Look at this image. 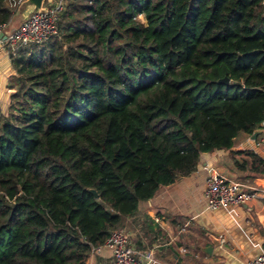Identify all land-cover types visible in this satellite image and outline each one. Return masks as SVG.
I'll use <instances>...</instances> for the list:
<instances>
[{"label":"trees","instance_id":"obj_1","mask_svg":"<svg viewBox=\"0 0 264 264\" xmlns=\"http://www.w3.org/2000/svg\"><path fill=\"white\" fill-rule=\"evenodd\" d=\"M10 60L0 264H86L148 222L141 201L264 120V0H66L57 33ZM241 153L244 178L264 177Z\"/></svg>","mask_w":264,"mask_h":264},{"label":"crops","instance_id":"obj_2","mask_svg":"<svg viewBox=\"0 0 264 264\" xmlns=\"http://www.w3.org/2000/svg\"><path fill=\"white\" fill-rule=\"evenodd\" d=\"M9 4V1H7ZM47 0H19L12 5L10 27H15ZM6 50H0V65L6 63ZM1 68V67H0ZM4 81H0V95ZM257 132L255 138L253 133ZM252 134L239 133L229 149L201 153L196 170L179 176L173 183L160 186L147 201L138 204L139 212L148 222L134 223L128 219L123 229L138 251L153 250L154 264H246L264 250V177L247 180L244 172L234 166L241 152L252 150L264 160V120ZM213 168L222 175L261 189L260 197L246 204L226 205L216 211L205 209L203 196L207 171ZM159 218V221L156 218ZM221 240L220 245H218ZM210 246V252L205 248ZM111 252L102 247L90 252L86 264H111Z\"/></svg>","mask_w":264,"mask_h":264},{"label":"built area","instance_id":"obj_3","mask_svg":"<svg viewBox=\"0 0 264 264\" xmlns=\"http://www.w3.org/2000/svg\"><path fill=\"white\" fill-rule=\"evenodd\" d=\"M11 1L12 3L9 2L11 6L19 2V0ZM65 1L47 0L46 4L32 11L15 27H10V20L0 23V50L14 52L19 46L38 44L55 35ZM261 192H263L261 189L248 187L243 182L230 179L210 168L205 177L203 190L205 209L216 211L226 205L246 204L260 197ZM156 220L159 221V218L157 217ZM220 243L221 240L218 245ZM102 247L110 250L111 264L155 263L153 250H136L128 234L121 229L110 231L105 242L93 247L91 252H98ZM246 264H264V250L249 259Z\"/></svg>","mask_w":264,"mask_h":264},{"label":"rangeland","instance_id":"obj_4","mask_svg":"<svg viewBox=\"0 0 264 264\" xmlns=\"http://www.w3.org/2000/svg\"><path fill=\"white\" fill-rule=\"evenodd\" d=\"M9 2L12 3L11 0H9ZM65 3H66V1H65ZM139 18L141 19V21L145 22V19L143 16H139ZM4 56H5L6 63L3 66V67H5L4 69L2 68V64L0 65V67H1L0 68V81H4L3 91L7 94L8 92H13V90H14L10 87L15 86L13 83V78H14L16 72L11 65L10 52L6 51V54ZM9 103H10V95L9 96H6L5 94L0 95V107H1V110L4 114H7V112H8ZM121 230H124V229H121Z\"/></svg>","mask_w":264,"mask_h":264},{"label":"water","instance_id":"obj_5","mask_svg":"<svg viewBox=\"0 0 264 264\" xmlns=\"http://www.w3.org/2000/svg\"><path fill=\"white\" fill-rule=\"evenodd\" d=\"M221 81H223V82H227L228 79H227V78H223ZM256 136H257V132H254L253 135H252V137L255 138ZM89 191H90L91 193H93L95 197H98V194L96 193V191H95L94 189H89ZM210 249H211V247H210V246H207V247L205 248V251H206V252H210Z\"/></svg>","mask_w":264,"mask_h":264}]
</instances>
